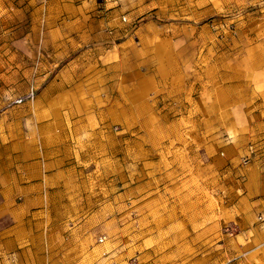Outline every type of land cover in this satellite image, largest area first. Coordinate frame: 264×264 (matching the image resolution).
Returning <instances> with one entry per match:
<instances>
[{
	"label": "rangeland",
	"instance_id": "1",
	"mask_svg": "<svg viewBox=\"0 0 264 264\" xmlns=\"http://www.w3.org/2000/svg\"><path fill=\"white\" fill-rule=\"evenodd\" d=\"M66 44L71 45V52L62 56L68 51ZM254 44L264 47V0H0V144L8 143L13 123H23V118L32 128L38 123H55L47 114L62 107L56 100L58 81L89 82L95 90L87 102L62 107L78 117L89 114L90 129L100 128L104 133V165L97 148L92 149L95 176L97 180L104 177L105 183L97 181V195H81L79 205L95 219V237L103 238L110 256L105 264H137L142 250L129 249L140 247L145 237L143 246L154 249L160 261L167 252V233L153 239L152 233L138 230L135 202L129 197L126 208L125 197L119 195L121 154L125 153H121V139H127L129 175H136L139 168L138 180L146 183L147 194L227 195L240 189L237 181L244 182L243 170L249 161L244 162L243 154L224 163L226 148L239 131L244 134L249 129L250 122L234 120V127L220 133L218 121H202L208 156L206 163L196 161L190 147L203 140L197 127L200 121L183 118L190 104L182 92L169 96L165 86L160 94L165 99L156 112L143 108L142 102L137 106L131 97L141 76L135 71L136 63L153 60L157 49H173L175 56L183 58L180 51L191 48L197 51L192 57L196 59L206 49L208 64L216 57L214 50H219L224 54L219 56L222 65L231 69L235 59L231 53ZM99 50V56H91ZM72 58H78V67L62 76L61 65ZM181 70L177 77L184 74ZM30 85L37 92L34 101L15 104ZM156 99L152 95L149 101ZM125 108L127 115L121 116ZM79 121L71 118L66 123L73 130ZM237 184L240 187L232 188ZM3 222L10 224L9 219ZM15 251L0 250V264H23Z\"/></svg>",
	"mask_w": 264,
	"mask_h": 264
},
{
	"label": "crops",
	"instance_id": "2",
	"mask_svg": "<svg viewBox=\"0 0 264 264\" xmlns=\"http://www.w3.org/2000/svg\"><path fill=\"white\" fill-rule=\"evenodd\" d=\"M66 48L62 56L71 52L70 44ZM180 52L183 58L175 56L173 49H157L153 60L145 58L136 63L135 71L141 74L131 96L136 105L142 102L143 108L156 112L165 99L160 96L165 86L169 96L182 92L190 104L183 110V118L200 121L197 127L203 143L190 147L200 163H206L208 156L207 129L202 121H218L216 128L223 133L234 127V120H249V129L244 134L239 131L230 141L223 162L230 163L243 154L245 158L252 150L251 159L243 170L244 182L237 181L241 187L232 186L241 190L227 195L155 191L149 195L146 183L138 180L137 166L136 175H129L127 139H121V153H125L121 154L119 195L125 197L126 208L129 197L135 202L138 230L152 233L153 239L167 233V252L160 261L154 249L143 246L146 237L140 247L129 251L142 250L137 264H264V47L254 44L234 51L231 69L222 65L219 56L224 54L219 50H214L216 57L210 64L206 49L200 50L197 59L192 58L197 56L196 50ZM101 53L99 50L91 56ZM77 61L65 60L60 74L75 71ZM182 68L184 74L177 77ZM57 84L56 100L62 107L87 102L95 90L86 81L69 79ZM152 95L157 99L150 103ZM62 107L47 114L55 123H38L32 128L27 118L23 123L14 122L8 143L0 144V250H16L13 253L23 264H105L110 256L104 241H98L101 237H95V219L89 209L79 205L81 195H97V181L99 185L105 183L104 177L97 180L93 160V149L97 148L99 162L104 165V133L100 128L90 129L89 114L78 117ZM123 115H127V108L121 111ZM71 118L80 120L73 130L66 123ZM5 219L10 224H4ZM233 225L236 234L224 231Z\"/></svg>",
	"mask_w": 264,
	"mask_h": 264
},
{
	"label": "built area",
	"instance_id": "3",
	"mask_svg": "<svg viewBox=\"0 0 264 264\" xmlns=\"http://www.w3.org/2000/svg\"><path fill=\"white\" fill-rule=\"evenodd\" d=\"M122 22L125 23L126 22V18L123 17L122 18ZM37 96V92H36V89L34 87V85H30V87L28 88V90L26 91L25 95L23 98H19L15 101V104H21L22 102L24 101H34V99L36 98ZM251 155H252V150L250 151V154L249 156H246L245 159H244V162H248L250 161L251 159ZM258 220L262 222V217H258ZM235 230V227L234 226H227L224 228V231L226 233H232L233 231ZM103 242V238L99 239V243H102Z\"/></svg>",
	"mask_w": 264,
	"mask_h": 264
}]
</instances>
